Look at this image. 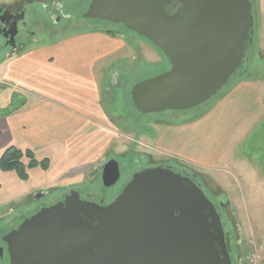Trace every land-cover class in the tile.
<instances>
[{"label": "water", "instance_id": "95a60500", "mask_svg": "<svg viewBox=\"0 0 264 264\" xmlns=\"http://www.w3.org/2000/svg\"><path fill=\"white\" fill-rule=\"evenodd\" d=\"M250 0H90L85 18L123 25L159 48L169 69L133 85L142 114L207 102L252 43ZM115 160L102 170L109 187ZM40 195H36L38 198ZM217 207L189 176L156 166L132 175L105 206L76 190L4 236L9 264H231Z\"/></svg>", "mask_w": 264, "mask_h": 264}, {"label": "crops", "instance_id": "0c3cea01", "mask_svg": "<svg viewBox=\"0 0 264 264\" xmlns=\"http://www.w3.org/2000/svg\"><path fill=\"white\" fill-rule=\"evenodd\" d=\"M131 39L121 32L83 30L5 56L3 82L18 93V104H25L0 113V154L9 145L31 148L48 158L46 171L54 181L110 157L115 124L110 118L116 112L105 106L107 92L141 61H155L140 45L134 49ZM263 77H239L196 118L159 123L156 155L192 165L214 186L222 187L231 170L246 178L247 159L238 146L264 118Z\"/></svg>", "mask_w": 264, "mask_h": 264}, {"label": "rangeland", "instance_id": "374dc122", "mask_svg": "<svg viewBox=\"0 0 264 264\" xmlns=\"http://www.w3.org/2000/svg\"><path fill=\"white\" fill-rule=\"evenodd\" d=\"M11 1L13 0H0V3ZM37 1H39L38 5L32 6L36 20H46L47 14L51 10L52 15H57L60 18L58 23L55 24V28H60L62 25L68 26V29L61 31L58 37H67L83 30L121 32L122 35L133 38L130 44H136V46L133 44L134 49L140 45L142 52L147 53L151 59L155 57V61H141L139 65L132 68V71L118 77L116 84L112 85L110 91L107 92L109 100L106 101L105 106L116 112V115L110 118L115 122V124H111L114 139L111 144L110 155L120 162V181L111 187L104 186L100 181V177L94 176L95 172L92 171L95 168L78 174L74 173L60 181H54L50 178L48 176L49 172L43 171L39 165L25 169L26 179L20 178L14 171L4 172L0 170V218L5 216H9L10 219L15 218L21 211H24L29 202L31 203L33 197L36 200L39 199V197H35L37 193L43 195L47 190H53L54 193L44 197L42 199L44 201L50 200L63 190L74 186L88 188L95 197L104 192L108 198L113 199L124 183L137 170L143 167L170 165L175 169L178 168L177 170H180V172L183 170L194 176L197 184L200 185L203 193L212 203L224 204L222 205V222L224 223V231L228 232L231 264H246L247 253L251 247L249 244L254 240L264 243V187H262L264 182V118L254 128L250 139L240 147L238 146L239 152L247 159L246 168L248 171L246 178H243L244 174L231 170L220 181L222 187L214 186L210 179L208 180L205 176H199L200 174H197L192 165H188L181 160L175 159L176 161H174L172 158L163 159L161 156L158 157L156 155V149L158 148L154 137L159 123H168L177 119H193L203 114L220 93L237 80L239 76H264V0H253L255 10L252 14L254 17L252 43L246 52L249 61L247 62V69L243 73L244 75L241 74L242 76L237 75L235 77L233 75L207 102L191 108V110L188 109L189 111H163L162 113L147 114H142L133 107L130 90L135 83L169 69V61L161 50L147 39L127 30L121 24L83 17L90 0ZM34 37L37 40L30 43V46L25 50L38 49L45 44L44 42L48 41L42 39L38 33ZM136 39L142 40L148 46L138 43ZM137 49L139 50V48ZM3 52L0 53V113L2 114L10 104L15 106L19 102L17 99L18 93L4 84L2 79L3 62L6 63ZM121 71L124 72L125 69ZM172 113L177 114V117L173 116ZM35 156L37 158L43 157L41 154ZM54 158L56 157L54 156ZM115 161L117 162V160ZM2 224L1 221L0 225Z\"/></svg>", "mask_w": 264, "mask_h": 264}, {"label": "flooded vegetation", "instance_id": "af4514ba", "mask_svg": "<svg viewBox=\"0 0 264 264\" xmlns=\"http://www.w3.org/2000/svg\"><path fill=\"white\" fill-rule=\"evenodd\" d=\"M36 1L37 0H13L7 3H0V53L4 51L3 57L13 56L14 54L18 53L19 51H21L22 49L30 45V43H32L34 40H37L34 37L37 33L41 36L42 39H49L53 37H58L61 31L68 29V26H64V25H62L60 28L59 27L55 28V24L58 23L60 18L57 15H52L51 10L48 12L46 20H42V21L36 20L34 18L35 12L32 9L33 5H38L39 1L37 2ZM248 61H249V56L246 55L243 60L242 67H241L244 71L247 69L246 66H247ZM167 111L176 112V111H171V110H167ZM186 111H189V110H186ZM177 112H181V111H177ZM172 115L177 117V114L175 113H172ZM110 160H117V164H118L119 177L117 181L113 184L115 185L116 183H118V181H120V178H121V167H120V162L118 161L117 158H114L112 156L106 158L103 161V163H101L97 167H94L95 169L92 172H95L94 176L96 175L99 176L100 181L102 182V170L104 166L106 165V163ZM166 167H170L176 173H181L182 175L189 176L191 179H193L196 182L195 178L192 175L187 174L185 171L181 170L180 172V170L179 171L177 170L178 168L175 169L174 167H171L170 165H167ZM146 168H149V167H143L137 170L136 172L142 169H146ZM132 175L130 179L132 178ZM130 179L124 183L123 187L130 181ZM72 190H76L79 193V198L81 200L95 202L102 206H105L111 201H113L115 197L121 191L120 190L113 199H110L108 198L106 194H104V192L101 193L100 195H97V197H95L94 194H92L88 188L84 189V187L74 186L67 190H63L62 192L55 195L50 200L44 201L42 199H44V197H46L49 194L52 195L54 193L53 190H50V191L47 190L37 200L34 199L33 197L31 200V203L29 202L28 205L25 207L24 211H21L19 215L17 214L18 216H16L15 218L10 219L9 216L0 218V222L1 221L3 222V224L0 225V242H1L0 244V264H9L7 244L3 240L4 236L7 235L12 230L16 229L24 219L29 218L30 216L38 212L41 208L49 207L58 202H63L65 198L68 196L69 192ZM36 195H40V194L37 193ZM215 205L222 219L223 218L222 205L224 204L215 203ZM5 227H6V230H5Z\"/></svg>", "mask_w": 264, "mask_h": 264}, {"label": "trees", "instance_id": "16d2710c", "mask_svg": "<svg viewBox=\"0 0 264 264\" xmlns=\"http://www.w3.org/2000/svg\"><path fill=\"white\" fill-rule=\"evenodd\" d=\"M250 1L252 2L251 13L253 14L255 10L253 6L254 2L253 0ZM108 33L112 32L109 31ZM243 73L244 70L240 68L234 74V77ZM23 104H25L23 101H21L19 104L17 102V105L15 106H11L10 104L9 107L4 110L3 114L11 113L19 109L21 106H23ZM35 155V152L31 148H21L14 145H9L4 148L0 154V170L4 172L14 171L22 179L27 178V173L25 171L27 167L39 165L43 171H46L49 167L48 158H37Z\"/></svg>", "mask_w": 264, "mask_h": 264}, {"label": "built area", "instance_id": "2783aa9c", "mask_svg": "<svg viewBox=\"0 0 264 264\" xmlns=\"http://www.w3.org/2000/svg\"><path fill=\"white\" fill-rule=\"evenodd\" d=\"M249 246L251 247L247 253L246 264H261L264 256V243L262 241L254 240Z\"/></svg>", "mask_w": 264, "mask_h": 264}]
</instances>
